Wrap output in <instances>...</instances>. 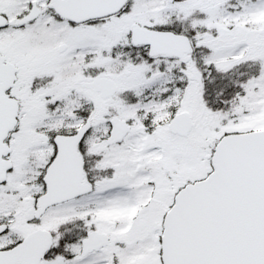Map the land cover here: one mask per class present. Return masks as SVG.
Wrapping results in <instances>:
<instances>
[{"label":"snow or ice","instance_id":"1","mask_svg":"<svg viewBox=\"0 0 264 264\" xmlns=\"http://www.w3.org/2000/svg\"><path fill=\"white\" fill-rule=\"evenodd\" d=\"M0 264H264V0H0Z\"/></svg>","mask_w":264,"mask_h":264}]
</instances>
